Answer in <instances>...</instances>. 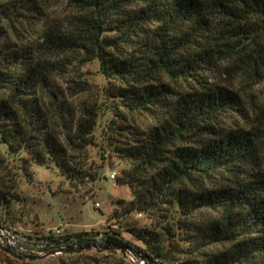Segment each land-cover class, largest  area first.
Masks as SVG:
<instances>
[{"label": "trees", "instance_id": "1", "mask_svg": "<svg viewBox=\"0 0 264 264\" xmlns=\"http://www.w3.org/2000/svg\"><path fill=\"white\" fill-rule=\"evenodd\" d=\"M59 1L69 11L50 16ZM75 62H95L104 79L98 97L115 117L107 144L123 165L114 183L131 190L106 221L119 218L141 248L110 226L99 242L155 264L177 263L174 253L177 264H264V102L246 92L264 83V0H0V165L28 182L33 165L71 188L97 177L88 166L97 104L79 115L56 83ZM11 200L0 185V225L22 218L19 204L10 216ZM161 211L170 214L158 230L127 222ZM97 234L61 239L84 245ZM0 249L30 263L90 252L32 260ZM92 252L132 264L119 250Z\"/></svg>", "mask_w": 264, "mask_h": 264}, {"label": "rangeland", "instance_id": "2", "mask_svg": "<svg viewBox=\"0 0 264 264\" xmlns=\"http://www.w3.org/2000/svg\"><path fill=\"white\" fill-rule=\"evenodd\" d=\"M69 11V6L65 1H59L49 10L52 17H62ZM26 40L30 41L28 35L24 33ZM27 45L28 43L25 42ZM62 79H58L59 89L63 92L64 100L75 105L79 115H82L83 106L88 104H97V123L93 130V144L88 148V166L93 169L96 179L92 182L85 181L71 188L69 182L60 177L55 170H48L43 166L33 165L30 168L29 182L22 176L19 169L9 165H0V185L4 192L16 195L18 202L15 204L11 200V214L19 211V206L23 210H29L34 213L36 219L30 216H24L19 220H11L7 222L13 228L21 230H31L36 233L45 231H54L59 229L62 235H72L80 232L103 233L107 226L118 229L124 240L130 242L133 246L141 248V244L137 242L125 230H120L117 225L119 218L110 219L107 223V217L115 213L119 209V202H128L131 199V190L126 185H116L114 180L119 176L120 169L123 165L116 157L113 146L107 144L108 136L111 133L105 128L106 123L115 119L108 109V103L100 101L98 93L104 85V79L98 73L97 64L95 62L86 63L79 66L76 62L68 66L66 73ZM218 71H215L213 78L215 81H221ZM80 87L86 91L75 94ZM235 91H241L243 98L245 87L243 83H236L233 87ZM249 92V99L255 102H264V83L258 84L251 88H246ZM60 99V98H59ZM110 104V103H109ZM148 119L140 118L136 120V125L142 127L148 124ZM111 144L114 142L109 139ZM113 176L111 179L110 176ZM62 189L60 192L57 190ZM70 190V193L65 192ZM97 203L98 207L94 204ZM158 217L156 212L150 214L132 213L129 216L130 224L136 228L146 227L151 229H159V224L165 226L163 214L169 216L168 212H160ZM158 227H157V226ZM82 256L65 257L55 256L48 258L40 263H30L28 260H19L0 249V264H43L51 262L52 264H122L121 261L109 253H93V250ZM109 251V250H108ZM181 254L174 253L171 256L173 261L180 262ZM177 262V263H178ZM50 263V264H51ZM176 262L162 261V264H177Z\"/></svg>", "mask_w": 264, "mask_h": 264}, {"label": "built area", "instance_id": "3", "mask_svg": "<svg viewBox=\"0 0 264 264\" xmlns=\"http://www.w3.org/2000/svg\"><path fill=\"white\" fill-rule=\"evenodd\" d=\"M112 179L113 176L111 175ZM95 207H98V204H94ZM61 231L55 229L54 231H45L36 233L31 230H21L9 226L0 225V246L8 249L13 254L24 257L38 256L44 252L54 249V248H63L74 242L73 238H67V241H63L61 237ZM102 238V234L99 233L95 236H92V239L96 243H100L99 240ZM58 255V254H57ZM126 258L132 264H155L154 262H147L145 259L140 258L128 251L125 252Z\"/></svg>", "mask_w": 264, "mask_h": 264}, {"label": "water", "instance_id": "4", "mask_svg": "<svg viewBox=\"0 0 264 264\" xmlns=\"http://www.w3.org/2000/svg\"><path fill=\"white\" fill-rule=\"evenodd\" d=\"M85 250H119V251L124 252V254L126 251H128L140 258L145 259L147 262H151V259L147 256V254L138 252L133 247H128L126 245L105 246L101 243H96V242L90 243V244H84V245H69L63 248H54V249L44 252L41 255L27 257V259H32V260L43 259V258L51 257L54 255L62 254L66 252H76V251H85Z\"/></svg>", "mask_w": 264, "mask_h": 264}]
</instances>
